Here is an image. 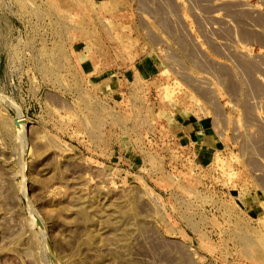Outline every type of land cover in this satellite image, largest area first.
<instances>
[{
	"label": "rangeland",
	"instance_id": "obj_1",
	"mask_svg": "<svg viewBox=\"0 0 264 264\" xmlns=\"http://www.w3.org/2000/svg\"><path fill=\"white\" fill-rule=\"evenodd\" d=\"M0 264H264V0H0Z\"/></svg>",
	"mask_w": 264,
	"mask_h": 264
},
{
	"label": "crops",
	"instance_id": "obj_2",
	"mask_svg": "<svg viewBox=\"0 0 264 264\" xmlns=\"http://www.w3.org/2000/svg\"><path fill=\"white\" fill-rule=\"evenodd\" d=\"M148 62H142V67L140 69V75L142 78L149 76V74H155L157 72V64L153 61L152 55H146L145 57ZM208 117H196L195 119L192 115H178L173 117V125L177 127V132L180 133V139L192 140V143H198L199 147L208 146V143H213V135H208V131L212 125V119H207ZM209 121V122H208ZM210 124V126H209ZM209 139L211 141H209ZM208 142V143H207ZM206 145V146H205Z\"/></svg>",
	"mask_w": 264,
	"mask_h": 264
},
{
	"label": "water",
	"instance_id": "obj_3",
	"mask_svg": "<svg viewBox=\"0 0 264 264\" xmlns=\"http://www.w3.org/2000/svg\"><path fill=\"white\" fill-rule=\"evenodd\" d=\"M39 223V222H38ZM40 224V223H39Z\"/></svg>",
	"mask_w": 264,
	"mask_h": 264
},
{
	"label": "bare ground",
	"instance_id": "obj_4",
	"mask_svg": "<svg viewBox=\"0 0 264 264\" xmlns=\"http://www.w3.org/2000/svg\"><path fill=\"white\" fill-rule=\"evenodd\" d=\"M20 121V120H19Z\"/></svg>",
	"mask_w": 264,
	"mask_h": 264
}]
</instances>
